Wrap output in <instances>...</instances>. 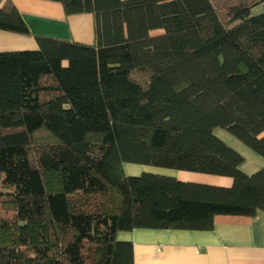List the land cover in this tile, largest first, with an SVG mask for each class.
I'll return each mask as SVG.
<instances>
[{
	"label": "trees",
	"instance_id": "1",
	"mask_svg": "<svg viewBox=\"0 0 264 264\" xmlns=\"http://www.w3.org/2000/svg\"><path fill=\"white\" fill-rule=\"evenodd\" d=\"M51 1L91 14L93 43L36 35V49L0 51V264H133L119 231L210 230L217 214L264 211V167L242 172L214 134L264 156V11L251 12L264 0ZM0 29L30 33L12 0Z\"/></svg>",
	"mask_w": 264,
	"mask_h": 264
},
{
	"label": "crops",
	"instance_id": "2",
	"mask_svg": "<svg viewBox=\"0 0 264 264\" xmlns=\"http://www.w3.org/2000/svg\"><path fill=\"white\" fill-rule=\"evenodd\" d=\"M30 33L22 34L0 29V51L36 49V35H53L86 44L93 43V18L90 13L66 15L61 3L51 0H12ZM214 134L237 151L243 161L239 168L252 174L264 167L261 156L220 128ZM137 166L129 165L125 174H136ZM153 173H166L146 167ZM184 181L230 186L228 176H186L171 173ZM119 240L131 241L133 264H264V211L254 215L217 214L210 230L175 228H134L119 231Z\"/></svg>",
	"mask_w": 264,
	"mask_h": 264
},
{
	"label": "rangeland",
	"instance_id": "3",
	"mask_svg": "<svg viewBox=\"0 0 264 264\" xmlns=\"http://www.w3.org/2000/svg\"><path fill=\"white\" fill-rule=\"evenodd\" d=\"M242 1H245L246 3H249L251 0H214V4H215V6L218 9H221V10H224L225 11V10L228 9L229 5H231V4H238V3L242 2ZM262 11H264V5H262V4H257L255 6H253L252 9H251L252 14H257V13L262 12ZM48 35H50V34H48ZM51 36H53V35H51ZM55 37H57V36H55ZM57 38L64 39L62 37H57ZM133 75L135 77L141 79V80H143L145 78V75L142 74V73H140V72H134ZM220 129L222 131H225L227 134L232 135L226 129H223V128H220ZM232 136L235 137L234 135H232ZM129 165L137 166V168L135 170L136 171V174H130V175H137V174H140L141 172H152V171L145 170L146 167H149L150 169H156V170H158V171L160 170L162 172H164V171H170V173H171V171L172 172L179 171L180 173H182V174H184L186 176L199 175L198 177L202 176V177H206V178H209L211 176H221V175H215V174H207V173L193 172V171H187V170H175V169H168V168H160V167H154V166L143 165V164H133V163H124L123 168H124V171L125 172L129 170L128 169ZM170 173H167V175H169V176H175V175H172ZM161 174H166V173H161ZM9 190H10L9 187L5 186L2 183L1 178H0V195H2L0 197H5L6 192L9 191Z\"/></svg>",
	"mask_w": 264,
	"mask_h": 264
}]
</instances>
